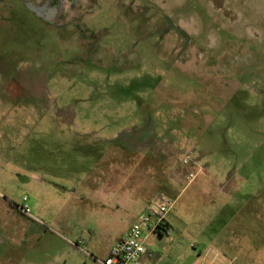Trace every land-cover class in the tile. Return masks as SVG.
<instances>
[{
	"label": "rangeland",
	"instance_id": "obj_1",
	"mask_svg": "<svg viewBox=\"0 0 264 264\" xmlns=\"http://www.w3.org/2000/svg\"><path fill=\"white\" fill-rule=\"evenodd\" d=\"M5 3L0 264H100L160 195L149 264H264V0Z\"/></svg>",
	"mask_w": 264,
	"mask_h": 264
},
{
	"label": "built area",
	"instance_id": "obj_2",
	"mask_svg": "<svg viewBox=\"0 0 264 264\" xmlns=\"http://www.w3.org/2000/svg\"><path fill=\"white\" fill-rule=\"evenodd\" d=\"M189 162L190 157L184 160L185 165ZM194 179L195 176L190 174L188 180L191 182ZM173 205L174 202L164 195L156 197L152 206L137 217L128 234L111 248L108 256L103 261H97L100 264H149L147 242L158 233L160 228H167L166 217ZM16 208L22 214L29 216L26 199Z\"/></svg>",
	"mask_w": 264,
	"mask_h": 264
},
{
	"label": "water",
	"instance_id": "obj_3",
	"mask_svg": "<svg viewBox=\"0 0 264 264\" xmlns=\"http://www.w3.org/2000/svg\"><path fill=\"white\" fill-rule=\"evenodd\" d=\"M25 6L33 14H36L39 18H43L46 21L57 19L61 13L60 7L54 9H49L47 6L37 7L30 0H25Z\"/></svg>",
	"mask_w": 264,
	"mask_h": 264
},
{
	"label": "flooded vegetation",
	"instance_id": "obj_4",
	"mask_svg": "<svg viewBox=\"0 0 264 264\" xmlns=\"http://www.w3.org/2000/svg\"><path fill=\"white\" fill-rule=\"evenodd\" d=\"M66 1H70L73 5L78 3V0H44L42 6H47L49 9H54V8H57V7H60V9H61L63 4ZM30 2H32L34 4L33 0H30ZM22 3L25 5V0H22ZM7 6H8V4L5 3V0H0V10L3 9L4 7H7ZM34 15L37 16L36 14H34ZM39 19H41L43 22L48 23V24H51L53 22V20L46 21L43 18H39Z\"/></svg>",
	"mask_w": 264,
	"mask_h": 264
},
{
	"label": "crops",
	"instance_id": "obj_5",
	"mask_svg": "<svg viewBox=\"0 0 264 264\" xmlns=\"http://www.w3.org/2000/svg\"><path fill=\"white\" fill-rule=\"evenodd\" d=\"M35 5V4H34ZM36 6V5H35ZM15 208V207H14ZM148 208V207H147ZM14 211L13 209H9V208H1L0 209V223L4 224L5 226L7 227H11L12 226V223H13V219L16 217L17 218V214L15 215L14 214ZM6 218V220H5ZM11 222V224H10Z\"/></svg>",
	"mask_w": 264,
	"mask_h": 264
},
{
	"label": "trees",
	"instance_id": "obj_6",
	"mask_svg": "<svg viewBox=\"0 0 264 264\" xmlns=\"http://www.w3.org/2000/svg\"><path fill=\"white\" fill-rule=\"evenodd\" d=\"M168 227L167 228H160V230L158 231V234L160 235V234H162V232H168Z\"/></svg>",
	"mask_w": 264,
	"mask_h": 264
}]
</instances>
